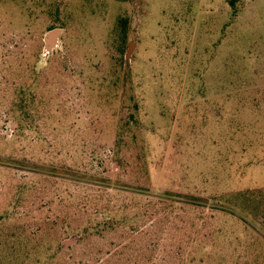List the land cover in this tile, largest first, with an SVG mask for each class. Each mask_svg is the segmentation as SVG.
Returning a JSON list of instances; mask_svg holds the SVG:
<instances>
[{
    "label": "rangeland",
    "instance_id": "obj_1",
    "mask_svg": "<svg viewBox=\"0 0 264 264\" xmlns=\"http://www.w3.org/2000/svg\"><path fill=\"white\" fill-rule=\"evenodd\" d=\"M263 223L264 0H0V264H264Z\"/></svg>",
    "mask_w": 264,
    "mask_h": 264
},
{
    "label": "water",
    "instance_id": "obj_2",
    "mask_svg": "<svg viewBox=\"0 0 264 264\" xmlns=\"http://www.w3.org/2000/svg\"><path fill=\"white\" fill-rule=\"evenodd\" d=\"M62 35V29L61 28H55L53 30H50L44 38L45 47H44V56L48 57L53 54V52L60 46V37ZM135 44H129V49L127 51L126 58L128 61L131 60L132 51ZM78 242L77 236H72L68 240L64 241L62 243L64 250H69L70 247L74 246Z\"/></svg>",
    "mask_w": 264,
    "mask_h": 264
},
{
    "label": "crops",
    "instance_id": "obj_3",
    "mask_svg": "<svg viewBox=\"0 0 264 264\" xmlns=\"http://www.w3.org/2000/svg\"><path fill=\"white\" fill-rule=\"evenodd\" d=\"M263 226H264V223H263ZM262 231V232H261ZM261 232V235L259 234V237H261V239L257 242L258 246L257 248H261L263 246L264 248V228L262 230H260ZM254 245V244H253ZM262 245V246H261ZM255 250V249H254ZM259 251H262V250H259ZM257 250H255V253H254V257H257V252H259ZM261 255H264V250L262 251ZM264 261V260H263Z\"/></svg>",
    "mask_w": 264,
    "mask_h": 264
},
{
    "label": "trees",
    "instance_id": "obj_4",
    "mask_svg": "<svg viewBox=\"0 0 264 264\" xmlns=\"http://www.w3.org/2000/svg\"><path fill=\"white\" fill-rule=\"evenodd\" d=\"M99 227H102V226H99Z\"/></svg>",
    "mask_w": 264,
    "mask_h": 264
}]
</instances>
